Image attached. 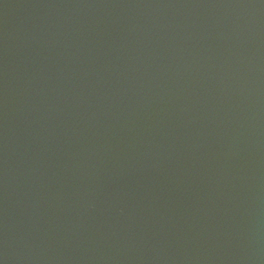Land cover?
<instances>
[{"label":"water","instance_id":"1","mask_svg":"<svg viewBox=\"0 0 264 264\" xmlns=\"http://www.w3.org/2000/svg\"><path fill=\"white\" fill-rule=\"evenodd\" d=\"M0 264H264V0H0Z\"/></svg>","mask_w":264,"mask_h":264}]
</instances>
